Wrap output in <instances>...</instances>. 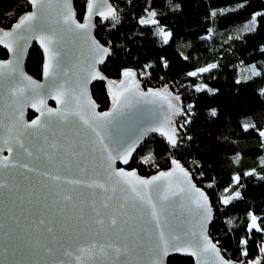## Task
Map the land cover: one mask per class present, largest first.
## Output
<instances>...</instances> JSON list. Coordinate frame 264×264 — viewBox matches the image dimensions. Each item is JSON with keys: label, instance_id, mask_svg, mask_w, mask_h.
<instances>
[{"label": "snow or ice", "instance_id": "1", "mask_svg": "<svg viewBox=\"0 0 264 264\" xmlns=\"http://www.w3.org/2000/svg\"><path fill=\"white\" fill-rule=\"evenodd\" d=\"M30 3L34 11L22 16L11 31L0 30V45L12 52L14 56L13 60L0 61V83L19 76V81L8 88L10 97L22 106L30 104L40 113V117L44 118H37L27 123L23 121V111H21L19 125L14 123L12 126H6L0 121V129H6L7 138L3 139V143L8 145L9 153L8 157L0 156V169L19 166L27 172L37 173L38 177H44L47 181V183L40 179L36 181L41 185L39 191L35 193L41 209L37 223L55 242V246L35 239L26 242L27 250L42 252L43 255L50 257L55 256L57 252L62 254V258L46 261L44 264H165L166 258L173 253L196 257V264H209L207 259L209 255L213 257L211 264H231L221 256L220 248L208 237L207 224L212 219V206L208 195L192 183L189 172L177 160H172L174 165L172 171L160 172L159 175L150 179L138 176L135 170L125 171L123 168L115 167L117 160L125 165L129 163L133 152L136 151L147 132H158L167 139L171 147H178L182 138L178 136L177 127L173 126L171 117L185 114L183 107H177L173 103L174 100L179 101V96H172L166 87L162 91L150 89L148 92H143L136 80V73L131 69L123 70L121 81H108L112 97L111 110L107 112L95 110L96 104L87 91V84L92 80L106 79L98 65L103 64L106 58L113 55V52L91 35L94 27L92 18L98 15L104 20L117 21L116 9L108 3V0H87V15L84 22L80 23L72 9L71 0H30ZM53 3L58 6L56 26H53L49 16ZM243 6V4L238 5V7ZM156 15L155 10L148 11L147 18L142 17L139 23L157 25L158 35L167 44L172 37V32L159 26ZM215 15L216 13L213 12L212 16ZM258 17H264V11H258L252 15L248 25L250 31H255ZM65 33H75L88 45L92 53L87 67L81 68L84 75L78 77L75 82L69 76L72 68L65 63L68 55L64 49ZM32 38L39 40L47 57L43 66L44 77L49 81L46 90L44 85L37 83L19 67L20 57L28 46V40ZM76 43L77 41L74 40L73 44ZM216 67L215 63L209 64L200 68L198 72H209ZM198 72L193 71L188 75L197 76ZM252 74L260 75L254 66ZM205 89L206 86L203 85L196 87L197 92L205 91ZM207 90L212 94L215 93L213 89ZM46 96L54 99L60 107L55 109L48 107ZM141 101L152 104L160 101L161 107L164 104L167 105V111L162 118L153 115L152 122L139 134L125 136L120 125L124 120L131 118L132 109L136 108ZM192 107L188 105L187 109L190 111ZM210 112L212 116L216 115L215 109H211ZM70 116L77 117L78 124L71 122ZM184 123H191V120H186ZM180 126L183 127V124ZM17 127H21L24 134L29 129L36 133L51 132V138L48 135L43 136L44 144L51 149V152H47L44 147L40 149L41 152H45L49 164L55 165L59 162L67 167L74 162L81 171H86L91 164L102 170L104 178L86 181L62 176L59 171L55 173L41 171L30 167L27 163L19 164L12 159L13 147L10 141L14 139L17 147L28 157H31L33 153L26 147L21 138L22 134L15 132ZM249 128L255 129L256 125L243 124L244 131H248ZM57 130H59V136ZM256 130L262 138L261 147L264 148V129ZM74 136L79 138L78 141L73 139ZM60 137H63V141ZM187 139L190 140L191 137ZM3 150L0 147V152ZM151 160L152 156L149 155L144 158V163ZM254 174V169L245 173V175ZM179 178H182V183H176L174 187V183ZM260 178L264 179V176ZM240 180L239 175L233 176L235 184H240ZM62 185H71L76 188L82 186L84 189L91 190V199L82 198L83 193L74 198L73 191ZM6 186L4 182H0V188ZM208 187L211 188L212 185L209 184ZM96 190H99L103 197L99 208L95 199ZM118 191L123 194L122 202L113 204L111 201L114 200ZM229 191L231 188L225 189V192ZM153 193L156 194L155 198ZM174 197L187 198L190 201L187 211L190 215L194 213L197 218L196 230L191 231V235L198 237L197 240L186 239L187 233L183 231L182 222L170 220L169 206ZM240 199L242 194L236 190L231 195L223 197V204L229 205L234 200ZM74 200L79 201V205L74 203ZM129 203L139 213V227L134 222L137 218L128 216ZM86 209H90L91 212H87ZM44 211H47V216L44 215ZM248 220L246 226L248 233H264V216H258L250 211ZM92 223L101 230H104L106 226L109 234L115 239L104 242L84 239L88 232H78L77 225L82 224L90 231ZM239 243L245 246L242 251L243 255L247 256L246 246L249 240L242 238ZM260 252L264 253V245L260 247ZM145 256L146 259L143 258ZM254 264H261V261L256 260Z\"/></svg>", "mask_w": 264, "mask_h": 264}, {"label": "trees", "instance_id": "2", "mask_svg": "<svg viewBox=\"0 0 264 264\" xmlns=\"http://www.w3.org/2000/svg\"><path fill=\"white\" fill-rule=\"evenodd\" d=\"M110 1L118 20L96 22V37L113 52L101 65V71L109 80L119 82L123 70L131 69L144 85L171 86L180 97L179 103L184 104V122L191 120L183 122L179 129L186 146L173 148L161 136H153L141 147L132 167L149 155L150 162H157L166 170L174 158L187 164L194 181L207 192L214 207L210 238L229 260L238 264L260 260L264 264V253L260 252L264 233H248L246 227L250 211L264 216V179L260 178L264 176V148L256 130L264 129V17L257 18L255 31L248 28L252 15L264 11V0ZM241 4L244 6L238 7ZM74 7L78 19L83 21L87 0H76ZM31 9L25 0L0 1V27L10 28ZM152 10L157 13L159 26L172 32L167 44L158 35L157 25L139 23ZM7 58L0 48V60ZM43 60V54L34 46L27 72L40 79ZM213 63L216 68L198 72ZM253 66L260 75L245 74L243 69L252 70ZM193 71L198 75H188ZM201 85L206 86L205 91L197 92L196 87ZM91 94L100 111L111 108L112 97L106 84L96 82ZM188 105L193 106L190 111ZM211 109L216 110L215 116ZM34 117L30 113V118ZM245 123H254L256 128L244 131ZM253 169L254 175H245ZM140 173L146 176L143 170ZM235 175L241 177L240 184L234 183ZM228 188L231 191L225 192ZM236 190L242 199L224 205L223 197ZM242 238L249 240L247 256L242 251L245 246L239 243ZM168 264H193V260L175 258Z\"/></svg>", "mask_w": 264, "mask_h": 264}, {"label": "water", "instance_id": "3", "mask_svg": "<svg viewBox=\"0 0 264 264\" xmlns=\"http://www.w3.org/2000/svg\"><path fill=\"white\" fill-rule=\"evenodd\" d=\"M2 1V0H0ZM30 6H31V13L35 9L32 7L30 0H25ZM76 0H71V6L73 11L76 13L74 2ZM108 3L115 8L111 1L108 0ZM57 5L53 3L51 12L49 14L50 19L53 22V26L55 25V19H56V13H57ZM27 13V14H29ZM87 15V8L86 13L84 16ZM76 19L78 22L83 23V21H80L76 14ZM99 20H104L102 17L96 15L92 18V24L94 27L91 30V35L95 37V39L102 45H104L97 37H96V22ZM19 21V20H18ZM18 21L16 23H18ZM14 23L10 28L8 29H2L0 27V30L3 31H11L15 24ZM77 41L76 44H73V41ZM34 46H37L38 49L43 54V66L47 60V57L44 53V49L41 47L39 40L32 38L28 40V46L25 50V52L22 54L19 60V67L22 68L23 72L32 77L33 80H35L37 83L44 85L45 90L47 89L49 81H47L44 77V74L42 73V77L40 79L35 78L34 76L30 75L26 70V64L30 55V52ZM105 46V45H104ZM106 47V46H105ZM0 48L4 50L8 58L5 60L0 61H9L13 60L14 56L13 53L10 52L8 49H6L3 45H0ZM64 49L66 53L68 54L65 58V63L72 68V71L69 73V76L73 82L76 81L78 77H82L84 75V72L81 71V68H86L88 63L90 62V56L92 53L89 50V47L87 44L83 42V40H80L75 33H65L64 34ZM75 65V67H73ZM101 65H98L99 68H101ZM101 70V69H100ZM103 73V72H102ZM136 73V80L139 82L140 89L143 92H148V90H144L142 88V80L140 79L137 72ZM103 75L106 77L104 80H92L90 83L87 84V91L91 97V99L95 102V100L92 97L91 94V88L96 82H102L106 84L109 87L108 81L109 78L103 73ZM123 79V75L120 79V81ZM19 81V76L15 77L11 80H5L3 83H0V121H2L6 126H12L14 123L19 125L20 121V112L23 111V121L27 123H31V121L40 118L44 119L43 117H40V113L37 112L34 108L28 105L22 106L21 103H16L12 100V98L9 95L8 88ZM168 92L172 94V96H178L175 94L169 87H166ZM153 91H162L164 88L161 89H151ZM46 103L47 106L50 108H59L60 105L56 103L54 99L48 98L46 96ZM160 101H157V103H144L141 101L136 108L132 109V115L130 119L124 120L120 127L125 134V136H135L139 134L140 131L143 130L144 127L148 126L152 122L153 115H158L161 118L167 111V105L164 104L163 107H161ZM174 104L177 105V107H181L179 101H173ZM96 104V102H95ZM112 108V106H111ZM111 108L108 110L110 111ZM97 112H102L98 109L96 104ZM107 112V111H104ZM30 113H34L35 117L30 118ZM181 115H174L171 117V119L174 120ZM69 120L71 122H74L75 124H78V118L74 116H70ZM173 126L175 124L173 123ZM176 127V126H175ZM178 130V128H177ZM15 132L17 134H22L21 138L24 140L26 147H28L33 155L31 157H28L26 154L23 153V150L19 149L17 145L15 144V140L13 139L10 141L11 146L13 147V154L12 159L14 161H18L19 164L27 163L30 167H34L37 169H40L41 171H52L57 172L62 176L70 177V178H79L82 180H92V179H103L104 174L101 169L98 167H93L91 164H89L86 171H81L80 167H77V165L73 162L71 164H68L67 167L64 166V164H60L57 162L55 165L49 164L45 152H41L40 149L42 147L47 149V152H51V149L47 148V146L44 144L43 136L48 135L51 138V132H40L36 133L33 130L29 129L26 134H24V130L21 127H17ZM57 135L59 136V130H57ZM153 136H161L158 132H147L143 139L140 142V145L137 147L136 151L132 154V159L129 161L127 165L123 164L120 160L116 161L115 167L116 168H123L125 171H133L131 169L132 163L141 149L142 146H144L147 141L153 137ZM178 136H180V131L178 130ZM163 140L168 144L167 139L163 136H161ZM7 138L6 129H0V147H2L4 150L3 152H0V156L8 157V145H5L3 143V139ZM61 141H63V137H60ZM73 139H77L78 137H73ZM181 140L179 142L180 146ZM169 145V144H168ZM170 146V145H169ZM178 146V147H179ZM177 148V147H176ZM179 162V161H178ZM65 163H68L65 161ZM180 165L189 172L191 176V181L193 184H195L194 179L191 175V172L185 168V166L179 162ZM174 168V165L170 167V169L163 171V172H169L172 171ZM137 173V171H136ZM138 176L150 179L153 176H157L159 174H154L151 176H141L137 173ZM179 177V173L177 174ZM45 180L44 177H38L37 173L35 172H27L26 169L22 167H16V168H9V169H0V182H4L7 186L5 188H0V264H44L46 261H51L53 259H60L62 258V254L60 252H57L55 256L50 257L47 255H43L42 252H30L27 250L26 242L32 241L35 239H40L41 241L48 243L51 246H55V242L51 239V237L44 233L43 230L39 227L37 220L40 215V205L37 203V196L35 195L36 192L39 191L41 185L37 184V180ZM182 183V178H179L175 183ZM196 185V184H195ZM62 187L67 188L69 190L73 191L74 198L79 195L80 193H83L84 196L82 198H88L91 199L90 193L91 190L84 189L82 186L79 188H76L71 185H62ZM204 191L206 194L207 192L198 187ZM111 195V193H109ZM122 193L119 191L116 194V197L114 198L111 203L116 204L117 202H122L121 197ZM208 195V194H207ZM153 196L155 198L156 194L153 193ZM102 195L100 194L99 190H96V204L97 207H100ZM209 198V196H208ZM74 203L79 205V201L74 200ZM209 203L212 206V219L207 224V234L209 239L212 240L213 243L216 244V242L213 241L212 238L209 236L210 227L214 221L215 217V211L213 204L209 198ZM190 204V201L187 198H181V197H174L172 200L171 205L169 206V217L170 220L174 222H182L183 225V231L187 233V236L185 237L188 240L195 241L198 239V237H193L191 235V231L196 230L197 225V218L195 214H189L187 211V206ZM194 208V205L192 206ZM87 212H91L90 209H86ZM127 213L130 217H136L137 220L134 221L136 223V226L139 227L138 223V217L139 213L136 212L135 209L132 208L131 203H129L127 207ZM47 211H44V215L47 216ZM79 231H85L88 232V235L84 237V239H96L101 242H104L109 239H115L114 236L109 234V230L105 226L104 230H101L98 226H96L94 223L91 224V230L85 229L82 224L77 225V229ZM218 248V244H216ZM221 250V248H220ZM221 256L224 257L225 260H228L231 262V264H238V262L234 260H229L224 256L221 250ZM146 259V256L143 257ZM175 258H190L193 260V264H196V257L189 256L183 253H173L168 258H166L165 264H168L170 260ZM71 259V258H67ZM209 260V264H211V261L213 257L209 255L207 257Z\"/></svg>", "mask_w": 264, "mask_h": 264}, {"label": "built area", "instance_id": "4", "mask_svg": "<svg viewBox=\"0 0 264 264\" xmlns=\"http://www.w3.org/2000/svg\"><path fill=\"white\" fill-rule=\"evenodd\" d=\"M166 87H169V88L172 90L171 86L167 85ZM142 88H143L144 90H148V89H161V88H165V87H162V86H160L159 84H154V85L147 84V85H144V82L142 81ZM172 91H173V90H172ZM173 92H174V91H173ZM180 105H181V107L184 108V104H180ZM183 122H184L183 115H181L180 117H178V118H176V119L174 120V124H175V126L178 128V130L182 128L180 125L183 124ZM180 136H181V138H182V139H181L180 146H181V147H184V146H186V144L184 143V138H185V136L181 135V133H180ZM180 146H179V147H180ZM136 157H137V155H136ZM136 157H135V158H136ZM174 159L177 160V158H174ZM134 160H135V159H134ZM177 161H178V160H177ZM133 163H134V161H133ZM133 163H132V164H133ZM183 165L185 166V168H187V169L189 170L187 164H183ZM131 169L137 171V173L140 174V175H141L140 171L143 170V172L146 173V176H151V175L159 174L160 172L166 171V169L163 168L159 163H157V162H148V163H144V159H140V160H138L137 162H135L134 166H133V167L131 166ZM189 171H190V170H189ZM191 175H192V173H191ZM192 177H193V175H192ZM193 179H194V178H193ZM194 182H195V181H194ZM195 184H196L198 187H200L196 182H195ZM200 188H201V187H200Z\"/></svg>", "mask_w": 264, "mask_h": 264}, {"label": "rangeland", "instance_id": "5", "mask_svg": "<svg viewBox=\"0 0 264 264\" xmlns=\"http://www.w3.org/2000/svg\"><path fill=\"white\" fill-rule=\"evenodd\" d=\"M243 70L245 71V74L247 73V75H248V74L253 75V74H252V70H251L250 68H245V69H243ZM222 202H223V200H222Z\"/></svg>", "mask_w": 264, "mask_h": 264}]
</instances>
